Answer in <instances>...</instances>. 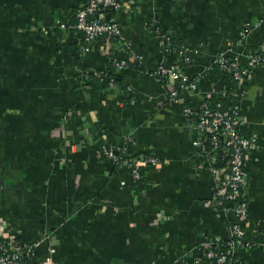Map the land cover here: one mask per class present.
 Listing matches in <instances>:
<instances>
[{"label": "crops", "instance_id": "crops-1", "mask_svg": "<svg viewBox=\"0 0 264 264\" xmlns=\"http://www.w3.org/2000/svg\"><path fill=\"white\" fill-rule=\"evenodd\" d=\"M84 1L0 0L4 235L40 241L32 264H195L208 243L227 239L235 219L214 209L216 179L179 107L165 100L178 82L149 75L169 63L147 25L155 19L188 51L181 74L197 88L179 90L182 102L225 111L231 91L240 95L241 131L255 147L245 158L248 246L236 257L264 264V66L238 82L208 70L221 53L234 58L263 46L264 0H122L112 17L128 48L105 42L81 56L75 34L56 23ZM257 21L241 39L244 24ZM119 60L130 67L111 66ZM102 70L117 82L90 76ZM100 141L126 143L127 156L154 155L160 166L134 182L125 168L104 164Z\"/></svg>", "mask_w": 264, "mask_h": 264}, {"label": "built area", "instance_id": "built-area-1", "mask_svg": "<svg viewBox=\"0 0 264 264\" xmlns=\"http://www.w3.org/2000/svg\"><path fill=\"white\" fill-rule=\"evenodd\" d=\"M120 0H85L76 10L74 22L69 19L59 20L56 23L58 31L69 34L80 33L82 45L79 46L77 54L85 55L90 52L94 45L103 44L104 40H111L125 48H128L120 25L109 16L108 11L114 12L121 7ZM113 14V13H112ZM155 23L153 21L150 24ZM263 23L247 22L242 28L241 39L247 38L255 29ZM151 28H149L151 30ZM157 43V49L164 56L175 55L177 60L166 65H159L149 72V75L159 82L171 80L178 82L176 87L170 88L165 100L170 105L179 107L181 113L187 120L191 130L194 132L192 146L205 159L211 173L216 179L213 196V207L224 215H232L235 221L227 227L228 237L224 243L207 244L202 256L207 260L205 264H234L233 256L238 251L245 249L248 244L245 241V223L248 217V207L245 194L247 173L245 170V158L250 150L255 147V139L245 137L242 134V119L236 101L239 99L237 89H233L228 95L231 100L229 108L220 111L206 101H200L193 106L181 101L179 90L189 85V89L195 91L197 82L187 84L186 78L181 74L180 65L189 63L188 51L184 45L179 44L174 37L162 29L155 30L153 38ZM195 56L200 50H192ZM138 63L140 56L136 57ZM223 72L232 81L238 82L246 77L252 70L264 66V44L258 51L244 52L238 57L229 58L224 53L217 55L208 66L211 71L213 67ZM116 69H126L128 63L125 60L113 62ZM105 72L95 71L93 77L103 81ZM187 84V85H186ZM128 140H126L127 142ZM125 144L116 151L112 147L103 146L101 151L106 160L117 167H123L129 171L134 182L142 179V173L147 169H156L160 166L159 159L154 155H140L129 157L126 153ZM39 242H23L16 236H5L0 224V264H32L35 250ZM224 246L225 250H220ZM201 257L194 261L201 263ZM44 264H55L48 260Z\"/></svg>", "mask_w": 264, "mask_h": 264}, {"label": "trees", "instance_id": "trees-1", "mask_svg": "<svg viewBox=\"0 0 264 264\" xmlns=\"http://www.w3.org/2000/svg\"><path fill=\"white\" fill-rule=\"evenodd\" d=\"M120 1H122V0H120ZM76 12V11H75ZM108 13H109V16H107L106 17V19L108 20L109 18H111L112 17V10L111 11H108ZM74 17H75V13H73L71 16H70V18H69V20L71 21V22H74ZM153 21H155V23L152 25V28L150 27V24H152L153 23ZM148 25V27L149 28H151V30H150V32H151V36L154 38L155 37V30L158 28V29H162L161 28V26L159 25V23L155 20V19H152V20H150L149 21V23L147 24ZM163 30V29H162ZM164 32H167V31H165V30H163ZM77 38H78V45H77V51H78V49H79V46H81L82 45V36H81V34L80 33H77L76 35H75ZM104 40V42L103 43H105V42H111V40H105V39H103ZM175 40V39H174ZM156 43V42H155ZM157 44V43H156ZM167 59H168V62L169 63H171V62H174V61H176L177 60V57L175 56V55H170V56H168L167 57ZM109 65V64H108ZM111 65V64H110ZM111 66H113V64L111 65ZM128 67H130L129 66V64H128ZM81 68V67H80ZM82 69V68H81ZM81 69H79V70H81ZM224 75L223 74V72H221L219 69H218V67H213L212 68V70H211V76H215V77H217V76H219V75ZM90 76H93V75H90ZM90 76H88V77H90ZM117 76L115 75V74H105V78L103 79V85L104 86H108V85H111V84H114L115 83V81L117 82ZM99 153H100V156L102 157V160H103V162H104V164L106 165V166H108L110 169H112V170H114V169H116L117 168V166L116 165H114V164H112L110 161H108V160H106V158L103 156V154H102V151H101V148L103 147V146H105V144H103V142L101 143V141H100V143H99ZM119 147H114L113 149H114V151H116L117 149H118ZM144 155H149V154H144ZM225 242H226V240L223 242L224 244H225ZM220 250H222V251H224L225 250V247L224 246H222L221 247V249ZM232 260L234 261V264H243L242 262H240L238 259H237V257L235 256H233V258H232ZM201 263H203V264H205V263H207V260L204 258V257H201Z\"/></svg>", "mask_w": 264, "mask_h": 264}, {"label": "water", "instance_id": "water-1", "mask_svg": "<svg viewBox=\"0 0 264 264\" xmlns=\"http://www.w3.org/2000/svg\"><path fill=\"white\" fill-rule=\"evenodd\" d=\"M50 232H55V230L54 229H51ZM55 233H58V231L56 230Z\"/></svg>", "mask_w": 264, "mask_h": 264}]
</instances>
